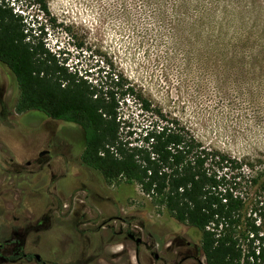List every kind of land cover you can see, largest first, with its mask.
<instances>
[{
	"label": "rangeland",
	"instance_id": "obj_1",
	"mask_svg": "<svg viewBox=\"0 0 264 264\" xmlns=\"http://www.w3.org/2000/svg\"><path fill=\"white\" fill-rule=\"evenodd\" d=\"M46 1L48 13L32 0L14 7L33 16L46 46L78 75L100 84L124 74L133 88L119 104L129 140L161 112L207 146L259 159L264 179V0ZM15 102L14 77L0 64V254L25 225L13 223L25 219L22 237L59 264L92 253L106 259L99 264H136L131 228L148 243L140 247L144 264L166 246L203 264L195 228L152 204L136 184L108 182L82 163L79 126L16 113Z\"/></svg>",
	"mask_w": 264,
	"mask_h": 264
},
{
	"label": "trees",
	"instance_id": "obj_2",
	"mask_svg": "<svg viewBox=\"0 0 264 264\" xmlns=\"http://www.w3.org/2000/svg\"><path fill=\"white\" fill-rule=\"evenodd\" d=\"M15 1L0 0V64L15 80L14 111L79 126L82 163L108 182L136 184L152 204L195 228L203 264H264L259 159L207 146L161 112L140 138L129 140L119 104L133 88L124 74L94 84L69 69L46 46L41 25L15 9ZM32 3L48 13L46 0Z\"/></svg>",
	"mask_w": 264,
	"mask_h": 264
},
{
	"label": "flooded vegetation",
	"instance_id": "obj_3",
	"mask_svg": "<svg viewBox=\"0 0 264 264\" xmlns=\"http://www.w3.org/2000/svg\"><path fill=\"white\" fill-rule=\"evenodd\" d=\"M43 153L44 151L40 152V155H42ZM26 164L29 165L30 162L26 161ZM18 171H20V169H18ZM29 222L30 221L24 219L21 222L18 221V223H13V224L22 227L23 224L28 225ZM103 224L101 225V227L107 228V226H104ZM25 225H23L21 235L18 236L19 238L17 239V242H11L14 244L13 248H11V251L0 254V257L3 260V264H59V260L56 257L50 256L49 258L45 259L42 257L40 253L34 251L35 249L31 245L32 243H28L27 238L22 237L23 235L22 233L26 232L24 228L26 227ZM131 229L133 231L127 232L126 235L130 238V240L134 241L135 243V246L133 248L135 262L136 264H144L143 263L144 260L142 259L143 258L147 259L146 246L148 243L143 240L142 232L140 231L138 232L133 228ZM122 233H123V229L120 227L118 234H122ZM141 246H145L146 250L141 249L140 248ZM195 250H197V248ZM168 251L170 252L169 254ZM165 252L166 253L164 255H159L156 252H152L153 253L152 264H189L187 260L195 261L199 259L198 256L194 253L182 254L178 250L171 248L169 246L165 247ZM148 254L151 255V252H148ZM167 254L168 256L171 257V259L167 258ZM88 257L89 258H82L78 260L76 264H99L100 260H104L106 262V259H104V257H100L97 254L92 253L89 254Z\"/></svg>",
	"mask_w": 264,
	"mask_h": 264
},
{
	"label": "water",
	"instance_id": "obj_4",
	"mask_svg": "<svg viewBox=\"0 0 264 264\" xmlns=\"http://www.w3.org/2000/svg\"><path fill=\"white\" fill-rule=\"evenodd\" d=\"M138 241V240H137Z\"/></svg>",
	"mask_w": 264,
	"mask_h": 264
}]
</instances>
